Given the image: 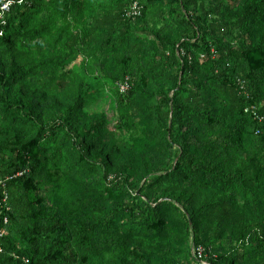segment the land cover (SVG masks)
<instances>
[{
	"label": "trees",
	"instance_id": "trees-1",
	"mask_svg": "<svg viewBox=\"0 0 264 264\" xmlns=\"http://www.w3.org/2000/svg\"><path fill=\"white\" fill-rule=\"evenodd\" d=\"M135 1L141 15L127 18L125 13ZM237 2L233 11L231 6ZM155 7L161 8L162 18L151 22ZM6 22L0 28V122H23L30 128L24 134L16 128H0V264H79L77 253L85 250L83 242L97 227L108 230L129 211L128 206L104 211L93 205L94 217L86 214L67 224L54 212L51 224L40 222L34 176L54 161L46 155L54 132L37 106L47 100L60 105L56 96L68 89L66 60L93 41L100 54L127 52L119 61L122 75L114 79L119 108L126 109L142 96L155 98L154 124L147 130L154 133L153 143L165 144L160 152L172 161L169 175L219 194L239 196L254 208L261 201L264 208V198L257 196L259 189L264 190V155L256 153V149L264 151V0H211L209 4L202 0H25L12 7ZM16 31L22 34L19 40ZM147 37L153 41L147 43ZM131 38H136L134 43H129ZM26 51L33 56L29 64L22 61ZM126 79L128 89L121 93L117 83ZM150 80L153 86L148 93ZM40 83H47V92L33 88ZM207 97L221 101L227 111H209L202 103ZM250 106L256 107L261 120L244 112ZM228 114L238 118L230 126L225 125ZM118 120L122 126L135 127L129 115L122 114ZM242 120L244 126L239 125ZM53 124L68 134L78 169L91 171L99 166L105 179H117L129 170L127 165L112 167L114 161L101 152L91 154L97 149V134L87 133V141L76 136L67 118L55 119ZM11 132L19 140L11 138ZM250 135L261 145L252 140L245 148L242 138ZM142 147L138 144L134 150ZM241 154L245 159L238 157ZM147 183L144 180L143 185ZM114 187L118 195L132 196L127 181H117ZM133 188L134 197L142 199L130 211L149 221L144 235H158L165 226L159 199L146 202ZM160 203L180 212L186 236L192 234L193 247H202L210 264H243L242 260L248 264L251 259L249 264H264L261 226L221 242L223 250L216 255V251L208 253L207 243L197 235L193 212L180 211L173 200ZM70 213L79 212L72 209ZM7 228L10 234H5ZM42 235L51 240L45 250L39 248ZM253 245V256L241 259ZM68 247L72 251L65 255ZM191 261L196 264L193 257Z\"/></svg>",
	"mask_w": 264,
	"mask_h": 264
},
{
	"label": "rangeland",
	"instance_id": "rangeland-1",
	"mask_svg": "<svg viewBox=\"0 0 264 264\" xmlns=\"http://www.w3.org/2000/svg\"><path fill=\"white\" fill-rule=\"evenodd\" d=\"M202 1L206 4L211 2V0ZM238 4V2L234 3L231 9L234 11ZM159 12L162 13L161 8H153L149 20L154 22L156 18H162ZM157 26L161 28L162 23H158ZM16 33L15 37L21 39L22 34L17 31ZM135 40L136 38H131L129 43H134ZM148 41L152 42L153 39L147 37V43ZM94 45V41L89 43V47L76 51L73 57L66 60L65 68L69 72L66 85L68 89L65 94L56 96L60 105L56 107L53 100H47L37 106V110L43 109V121L51 123L54 132L49 139V146L46 147V155L53 157L54 161L34 176L39 197L38 207L42 216L40 222L43 225L51 224V221H54L52 217L54 212L69 224L71 220H75V217L86 214L90 217L96 216V212L90 208L93 205L104 211L114 206H128L129 211H126L122 220H118L108 230L97 227L87 242H83L82 246L85 250L77 253V261L81 259L79 264H192L191 252L194 250L192 234L186 236L185 222L178 210L160 203L165 199L173 200L182 212L184 210L193 212L197 235L207 243L208 253L216 251L218 255L217 252L223 250L220 249L221 242L235 240L237 236L248 234L259 226L264 229V208L261 201H258L254 208L251 202L246 203L239 196L233 198L231 194H219L169 175L167 170L172 165V161L166 153L160 152L166 148L165 144L153 143L154 133L147 130L154 124L155 116L152 108L155 98L149 95L142 96L133 100L126 109L119 108L116 105L114 79L122 75L123 68L119 66V61L127 55V52L109 50L105 54H100L95 52ZM21 56L26 64H29V59L33 58L27 51ZM56 82L54 79L52 83ZM46 84H36L33 88L47 92ZM152 86L150 80L146 92L149 93ZM50 90L52 89L49 88L48 91ZM202 101L209 111L217 114L227 111L226 105H222L221 101H216L212 97ZM122 114L131 117L132 125H135L133 129L122 126L119 122L118 118ZM58 118L63 120L67 118L76 136L83 137L87 141H90L87 133L97 134L94 143L97 149L92 150L91 154L101 152L102 156L108 155L114 161L112 167L127 165L129 170L117 179H113V176L105 179L104 169L99 166L91 171L78 169L73 165L76 153L72 152L68 134L53 124V120ZM237 119L228 114L225 125H233ZM239 125L244 126V121L242 120ZM4 127L16 128L18 133L24 134L30 125L23 122L1 121L0 128ZM231 132L236 131L231 128ZM11 138L19 140V137L12 132ZM252 140L256 145H261L255 136L250 135L247 139L243 136L244 147L248 148ZM141 143L144 147L135 151V147ZM258 152L264 155V151L256 149V153ZM238 157L245 159L243 154ZM144 180H148V185H143ZM117 181H127L129 185L127 191L132 196L118 195L114 187ZM83 184L86 186L84 187ZM134 186L137 194L140 192L146 202L149 199L151 201L159 199V215L165 221V226L156 236L144 235L148 231L149 221L140 219L137 216L138 212L130 211L131 206L142 199L134 197ZM257 196L264 198V190L259 189ZM75 198L77 199L74 200ZM72 209H76L78 215L74 216L70 213ZM20 219L18 220L21 222ZM5 234H10L8 228ZM18 244L20 247L24 246L22 242ZM50 244L51 240L48 236H40L41 250H45ZM254 248L255 245L246 249L244 251L246 255L241 259L249 258L248 255L253 256ZM69 251L72 249L68 247L63 252L66 255ZM87 253L89 254L84 263L82 259ZM242 253L237 254L242 256ZM242 262L246 263L243 260Z\"/></svg>",
	"mask_w": 264,
	"mask_h": 264
},
{
	"label": "built area",
	"instance_id": "built-area-1",
	"mask_svg": "<svg viewBox=\"0 0 264 264\" xmlns=\"http://www.w3.org/2000/svg\"><path fill=\"white\" fill-rule=\"evenodd\" d=\"M25 0H0V28L6 25V15L9 14L14 5H21ZM141 15V6L137 1L133 2L131 6L125 13L127 18H137ZM0 35H2V30L0 29ZM121 93L125 92L128 89V79L125 81H119L117 83ZM246 113L252 114L254 119L261 120L259 113L256 110L255 106H250L246 108ZM1 236V235H0ZM204 249L202 247L194 248L191 252L192 257L196 261V264H210L204 259L206 255L204 254Z\"/></svg>",
	"mask_w": 264,
	"mask_h": 264
}]
</instances>
